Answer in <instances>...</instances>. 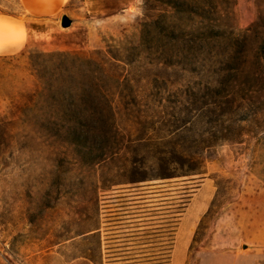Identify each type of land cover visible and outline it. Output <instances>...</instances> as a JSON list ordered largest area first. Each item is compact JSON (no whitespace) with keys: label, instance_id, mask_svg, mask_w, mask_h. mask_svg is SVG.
I'll use <instances>...</instances> for the list:
<instances>
[{"label":"rangeland","instance_id":"374dc122","mask_svg":"<svg viewBox=\"0 0 264 264\" xmlns=\"http://www.w3.org/2000/svg\"><path fill=\"white\" fill-rule=\"evenodd\" d=\"M163 1L66 0L28 20L27 39L0 21V47L17 42L0 52V264H264L240 231L264 206V33L245 34L264 0ZM108 45L127 58L117 127L67 136L22 121L32 53ZM176 152L200 154L203 173L174 177ZM208 184L186 246L192 211L177 239L181 217Z\"/></svg>","mask_w":264,"mask_h":264},{"label":"trees","instance_id":"16d2710c","mask_svg":"<svg viewBox=\"0 0 264 264\" xmlns=\"http://www.w3.org/2000/svg\"><path fill=\"white\" fill-rule=\"evenodd\" d=\"M192 1L163 2L181 9ZM255 28L262 29L264 33L263 11H260L259 19L245 30V34ZM123 48L121 45H108L106 49L90 52L32 53L29 66L36 78L35 87L27 101L15 106L27 116L22 121L34 131L67 136L100 134L117 127V104L124 98L121 88L125 82L120 66L127 63ZM261 58L264 60V56ZM3 123L0 118V129H6ZM227 139L230 138H223ZM176 154L185 163L175 169L174 177L203 173L200 154ZM189 161H196L197 164L187 166Z\"/></svg>","mask_w":264,"mask_h":264},{"label":"crops","instance_id":"0c3cea01","mask_svg":"<svg viewBox=\"0 0 264 264\" xmlns=\"http://www.w3.org/2000/svg\"><path fill=\"white\" fill-rule=\"evenodd\" d=\"M66 0H18L20 13L19 14H6L0 13V21L8 22L16 26V28L24 27L26 33V39L32 30L28 27L27 21L32 18L44 19L51 18L59 15L65 5ZM25 39V40H26ZM22 43V41H20ZM17 42L6 43L0 47V52L10 49L16 45ZM205 184V183H204ZM202 186L197 193L191 198L186 207V211L181 217L180 224L177 230V239L180 236V232L183 227V222L187 217L188 212L191 210L192 214L187 224L186 232V246L192 239L195 233L196 226L200 221L203 214L207 211V208L212 199L211 184H208L206 188ZM249 228H240V231L244 234L246 241L250 242L252 248L264 247V206L263 204H256L254 209L253 219L249 220ZM240 232V233H241ZM251 248V247H250Z\"/></svg>","mask_w":264,"mask_h":264},{"label":"water","instance_id":"95a60500","mask_svg":"<svg viewBox=\"0 0 264 264\" xmlns=\"http://www.w3.org/2000/svg\"><path fill=\"white\" fill-rule=\"evenodd\" d=\"M62 26L63 27H68L72 24V19L70 17H68L67 15H64L62 17Z\"/></svg>","mask_w":264,"mask_h":264}]
</instances>
